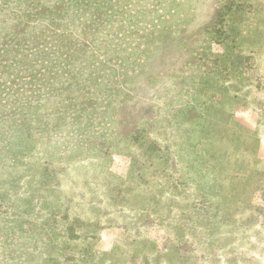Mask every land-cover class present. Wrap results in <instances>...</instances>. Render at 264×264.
I'll return each instance as SVG.
<instances>
[{"label":"rangeland","instance_id":"rangeland-1","mask_svg":"<svg viewBox=\"0 0 264 264\" xmlns=\"http://www.w3.org/2000/svg\"><path fill=\"white\" fill-rule=\"evenodd\" d=\"M51 1L47 2L52 7L49 13L59 17L64 12L62 3ZM168 1L175 4L173 10L163 2L156 16L137 13L139 8L149 12L146 0H126L125 8L132 18L135 14L140 20V16H150L141 21L140 33L145 28L151 31L154 22V26L164 23L170 34H177L181 26L194 36L187 43L181 37L176 39L178 49L188 52L185 78L179 85L173 84V75L182 63L176 61L175 48L164 49L159 52L160 60L156 53L140 78L141 82L157 78L156 91L137 82L124 83L120 75L116 81L123 84L124 103L106 119L101 117L107 107L98 103L91 117H82V122L87 120L84 124H77L84 111L82 99L94 106L97 93L76 90V106H69L57 97L73 84L78 68L71 67V76L56 79L55 75L70 54L75 59L74 49L82 42L88 44L82 48L90 49L92 60L98 57L97 62L105 61L107 68L112 61L105 54L111 45L104 34H112L114 23L95 38L90 32L83 34L84 26L58 22L64 46L53 45L57 51L49 50L48 60L39 61L36 55L22 60L26 56L23 50L33 49L17 43L14 32L19 28L13 25L15 14H22V32L26 20L37 17L38 12L31 9L26 16L22 7L12 4L8 8L11 17L0 19V184L6 182L4 171L15 160L8 157L12 144H4L16 135L21 139L16 124L36 123L37 137L41 128H52L59 113L71 119L78 110L72 133L75 140L68 139V130L57 135L46 131L43 137L48 134L50 139L34 141L24 151L26 166L15 168L23 176L15 181L8 197L0 198V264H264V228L259 227L264 222V0ZM228 1H234L233 11L221 23L219 9L225 12L223 4ZM101 9L103 14L114 10L104 6L95 11L100 14ZM0 12L6 14V10ZM102 23L106 24L100 21L98 26ZM225 23L228 35L224 38L215 30ZM193 25L195 33H190ZM206 28H210V36L200 42ZM38 33L37 39L48 36ZM32 38L20 41L34 43ZM180 41L186 44L184 48L179 47ZM194 62L199 64L193 66ZM113 65L118 68L119 61ZM201 80L205 102L194 103ZM177 95L181 96L178 101L193 103L196 109L188 117H173L177 111L173 108L167 123L164 117L171 111L166 104ZM164 123L170 125L168 134ZM190 124L194 132L179 133L180 125L188 130ZM108 128L113 131L106 139L102 133ZM205 130L212 131L208 134L213 144L201 141ZM183 139L191 146L198 144V150L187 151L186 147V163L175 148ZM82 141L99 148L90 152L87 147V153L77 156L73 146ZM41 154L49 157L39 168L33 162L39 164L35 157ZM233 221L244 229L230 232ZM222 222L224 228L220 224L216 229ZM18 223L26 227L20 238L10 232ZM222 235L239 238L227 243Z\"/></svg>","mask_w":264,"mask_h":264},{"label":"trees","instance_id":"trees-1","mask_svg":"<svg viewBox=\"0 0 264 264\" xmlns=\"http://www.w3.org/2000/svg\"><path fill=\"white\" fill-rule=\"evenodd\" d=\"M61 2L62 4V11H64L62 14L59 15V17H53L49 12L52 11V7H50L47 2L52 3L51 0H0V11L5 12L6 14H3L0 12V19H7L11 17V10L8 8L12 7V4L17 5L19 7L23 8L24 13L26 16L28 13H31V9L35 10L38 12L37 17H33V19L26 20L27 21V26L26 28L21 32L20 28L22 27L20 25V17H22V14H15L16 15V21L13 24L14 26H17L19 29L14 32L16 35V41L19 45H26L28 48H32L33 50H26L24 49L25 53V58L22 60H26L29 57L35 56L36 55V60H48L50 54H52L51 51H57L54 48H52L53 45L57 44L60 45L61 47L64 46L63 44V39H62L63 34L59 31L58 25H61L58 22H62L64 25H70L71 24H78V26L83 27L82 32L84 35H87L89 32L92 35L90 36H98L101 31H103L105 28H107L108 24L110 25L111 23H114V28H112L110 31L112 32L111 35L104 34V37H107L111 47L108 48V53L105 54L106 57L111 60L112 62L109 64L107 68H105V61L102 64H99L97 62L98 57H95V60H92L91 56V51L90 49L87 50L88 47L82 48L84 46H88L87 43L82 42L80 45H76L74 51L76 53V57L72 56L73 54H70V59L68 62H66L65 66L61 68V72H57L55 75V78L58 79L61 76H71L73 74V71L71 67H77L78 71L75 72L74 76V82L72 85L67 86L66 89L60 90V96L57 97L58 100H66L68 101L67 104L69 106H76V99L73 98V93L78 90L81 94H85V91L88 92V94H92L95 96V93H97V99H96V104L94 101V106L87 105V103L82 99V107H83V112L80 109L79 112H82L81 117L77 119L80 121L77 124H84L85 122H82V117H91L92 113L94 112V108L96 110L97 104L102 102L104 105L107 107L105 111H103V116L101 119H106L110 118L112 115L116 113V106H119L121 102L124 103V98L121 97L122 89H123V84L119 83L116 81V78H119L120 75H122V79L124 83H138L139 85H142L145 89L148 90H154L156 91V80L154 76H151L150 79L148 80H143L141 82V76L143 75V72L148 68L153 60L154 57L156 56V53H159L160 51H163L164 49L168 48H175L177 51V58L176 61L181 62V69L177 73H174L173 75V84L179 85L180 81L185 78V71L186 68L183 66L184 61L187 57V51L184 49L179 50L178 46L176 44V39L177 37H181L182 41L184 43H187L192 40V37L190 34H187V32L183 31V28L180 26L178 28L177 34L173 33L170 34L169 27L166 26L164 23L157 26H154V19H152V30L148 31L145 26H143V29L145 28L144 32H141V21H146L150 17L149 13L156 15L158 12V5H162L163 2L166 3V6L170 9L173 10L172 4H174L171 1L168 0H161L159 4L157 3V0H146L149 2V4L145 7L149 9V12H142L140 11L141 9H138V14H149L147 16H140L143 20H140V18L135 17L132 18L130 14L127 13V10L125 8L126 0H115L113 2L112 0H55ZM107 1V4L104 5L103 2ZM233 3L232 2H225L223 4V10L225 12L221 11L219 9V13L221 14L219 18V22L223 23L224 21L227 22V16L226 14H229L233 8ZM54 5V4H53ZM175 5V4H174ZM104 6L110 7L113 11L105 12L104 14H107L105 16L103 14V10L101 9L100 14L98 11H95L99 8H102ZM172 7V8H171ZM43 8H46L43 10ZM107 11V10H104ZM3 15V16H2ZM55 21V22H54ZM100 21L106 22V24L102 23L101 27L98 26L100 25ZM70 23V24H69ZM224 26L221 28H216L215 32L218 35H224V38L228 35L227 34V29H224ZM38 31H41L42 33L47 34L45 38L37 37L39 36ZM210 28H206L205 30V36L202 35V40L200 42H204L206 38L210 36ZM96 32V35L93 33ZM173 32V30H171ZM190 33H195L194 32V25L192 30H189ZM1 33V32H0ZM208 33V34H207ZM50 36V38H49ZM26 37H33L34 43H31L29 40L25 42H21L20 39H24ZM85 37V36H84ZM4 38H8V36H4ZM10 39L14 40V36L11 35ZM182 41H180L182 44L179 46L181 48H184L186 44H184ZM72 42V41H71ZM173 42H175L173 44ZM195 42H197L195 40ZM66 43V42H65ZM67 44V43H66ZM98 47H106L103 46L102 44H98ZM197 47V43L195 44V48ZM51 50V51H49ZM61 51V50H58ZM159 60L161 58V53H159ZM74 59V60H73ZM80 59H85L84 63H80ZM73 60V61H72ZM115 60L119 61V67L115 68L113 65V62ZM199 61V60H197ZM199 62H194L193 66H197ZM184 67V68H183ZM152 83V84H151ZM200 83V90H195L194 92V98H192V101L194 103H204L205 100H202V92L204 91V87L202 86V80ZM149 85V86H144V85ZM186 85V83H185ZM157 91L161 94V90L157 88ZM176 97V96H175ZM172 98L166 105L167 109L171 111L169 117H164V119H167V123L169 122L171 116H172V111L173 108L174 111L173 117L175 115H182L185 114L186 117L191 115V112L196 109V105L191 103V104H186L184 101H178L177 98L181 97L180 95H177L176 98ZM88 98V97H87ZM57 100V101H58ZM183 103L182 108H180L178 105ZM60 109V108H59ZM58 111V110H57ZM96 112V111H95ZM119 112V111H117ZM78 114V110L76 112V116ZM86 114V115H85ZM98 115V114H97ZM75 117H72L69 119V117H65L64 114L59 113V116L56 118L52 128L44 127L41 128L39 131H42L39 136H35L36 132L38 130V126L36 123H30V124H25L22 126H19V124H16L15 127L19 134H21V139L17 140V135L15 140L8 141L4 144V146L8 144H12L10 147L11 153L8 155V157L14 158L15 160L10 163V168L7 171H4L5 173V183L0 184V198L3 197H8L10 191L14 188L15 181L18 179L19 176H23V174H17L15 173V168L17 165H25V160H23V155L25 154L24 151L26 149H30L32 146L31 144L36 141V140H41V142L44 141V138L47 137V139H50V136L48 134H59V131H67L68 139L70 140H75V136L72 134L73 130L76 128L75 123ZM196 116V115H194ZM200 114H197V117H199ZM192 118V116H191ZM89 119V118H88ZM194 120V118H192ZM72 122V123H71ZM182 123L183 121L180 120ZM2 123V119H0V126ZM170 125L166 123L163 124L162 127H164V130H166L168 134V128ZM22 127V128H21ZM68 127V128H67ZM79 127V126H78ZM1 128V127H0ZM67 128V129H66ZM178 130V128H176ZM180 131L179 133H187L189 130L191 132H194V129L191 128V124L188 130H183L180 125ZM2 130V129H1ZM11 130V128H10ZM52 131L51 133H48L47 136L43 137L46 134V131ZM113 130L111 128H108V132H103L102 135H106V139L108 137V134L112 132ZM206 132L204 133V137H200L201 141L205 139L209 144H213L212 140L209 139L212 131L205 130ZM2 133H4L2 131ZM70 134V135H69ZM12 135V133H11ZM26 135V136H24ZM43 137V138H41ZM52 137V136H51ZM24 138H26L27 142L20 147V144L23 142ZM48 140H45L47 142ZM84 141V140H83ZM79 142L74 144V148L76 149V154H85L88 152V148L90 149V152L94 151L93 148H99V145L94 143V147H89L87 144L85 145L84 142ZM49 142V141H48ZM188 139H183L181 141H178V143L175 144V148L179 151V153L182 155V160L184 163H186V155H185V149L188 147L186 150L187 151H192V150H198V144H195L194 146H191L192 143H189ZM88 147V148H87ZM74 148H72V151H74ZM198 152H196L197 154ZM47 155L41 154L36 156L35 158H39V164L36 163L35 159L34 162L35 165L39 168H42V166L46 165V162L48 161ZM196 160H192V162H195ZM26 168V167H25ZM41 174V173H39ZM2 176V173H0V177ZM1 178H0V183H1ZM243 222V221H242ZM240 222L241 225H245V223ZM220 224L222 227V223H217L215 225V228L218 229V226L220 228ZM263 226H260L261 228H264V222L262 223ZM230 232H233L234 229L236 228L238 231L244 229L242 227H239L238 225H234V221L230 225ZM212 228L214 226L212 225ZM224 228V227H222ZM229 229V228H228ZM26 227L22 224H17L16 229H11L10 232L17 233L19 238L23 236L22 234L25 232ZM228 231V230H227ZM233 233H230L229 235H232ZM239 234V233H238ZM229 235H222L220 236L221 238H224L227 240V243H234L235 239L239 238L237 235H233V237ZM258 235H260V232H258ZM246 236V235H245ZM244 236H240V238H243ZM48 238V237H47ZM54 239L48 238V241L50 243L53 242Z\"/></svg>","mask_w":264,"mask_h":264}]
</instances>
